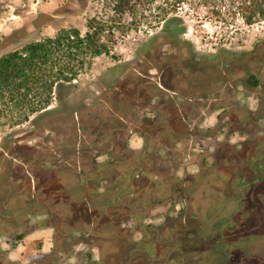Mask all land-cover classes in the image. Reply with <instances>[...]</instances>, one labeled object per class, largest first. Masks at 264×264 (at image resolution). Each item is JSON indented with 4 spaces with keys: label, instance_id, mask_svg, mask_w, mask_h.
I'll return each instance as SVG.
<instances>
[{
    "label": "flooded vegetation",
    "instance_id": "1",
    "mask_svg": "<svg viewBox=\"0 0 264 264\" xmlns=\"http://www.w3.org/2000/svg\"><path fill=\"white\" fill-rule=\"evenodd\" d=\"M160 56L171 58L165 70L158 60L145 63L134 70L124 85H115L109 99L89 100L80 109L65 107V100L60 99L57 109L49 107V111L37 116L54 114L66 119L34 126L10 141L7 151L1 153L0 149V250L4 245H11L10 249L20 246L18 249L24 250L29 235L46 229L52 231L48 248L44 249L38 234L34 247L25 254L20 251V257L10 259L6 252H1L0 264H144L145 260L150 264L161 261L191 264L198 249L197 262L201 264H264V97L256 98L261 102L255 108L248 106L249 98L244 100L243 88L235 85L245 76L251 89L260 87L258 80L264 81V48L239 55L242 62L235 66V71L223 67L222 63L210 71L192 66L190 54L162 52ZM228 106L235 109L230 111ZM236 109L241 124L252 127L262 121L263 125L257 130L253 149L247 150L249 176L231 190L236 209L221 221L228 232L226 249L235 255L223 262L219 257L224 251L220 227L212 232L198 229L197 239L194 238L197 234L185 232V225L169 226L165 223L167 217L159 214L176 202L191 201L185 175L181 183H176L175 178H159V169L167 170L168 176L174 169L155 163L160 157L158 145L151 150L134 149L128 141L133 134L142 133L141 128L150 126V122L154 126L158 117H173L185 123L184 136L190 142L195 138L203 140L204 130L200 126L205 117L216 112L218 122L222 114L231 115ZM166 126L169 131L172 123ZM172 134L177 133L174 130ZM202 147L205 148L204 143ZM186 157L190 159V155ZM144 164H151L150 168L143 171ZM141 178L147 179L146 184H138ZM63 181L71 188L67 185L61 193L48 192L54 182L62 184ZM102 184L113 192L106 199L108 205L114 204L117 208L121 205L117 203L124 202L122 209L112 208V211H125L135 219L134 232L138 237L133 243V258L129 254L126 258L115 257L118 246L109 247L108 239L103 238L105 248L96 237L109 231L105 225L95 223V201L102 196L95 187ZM73 186V192L63 193ZM154 214L162 217L163 223L144 225V217ZM112 228L116 232L123 227L119 224ZM181 232L186 233L185 237L176 235ZM129 243L120 245L124 255L130 253L126 252ZM185 245L187 251H184ZM154 247L157 249L153 252ZM193 248L195 251H190ZM150 252L153 257L146 259ZM208 254L214 255L211 261L207 260Z\"/></svg>",
    "mask_w": 264,
    "mask_h": 264
},
{
    "label": "rangeland",
    "instance_id": "2",
    "mask_svg": "<svg viewBox=\"0 0 264 264\" xmlns=\"http://www.w3.org/2000/svg\"><path fill=\"white\" fill-rule=\"evenodd\" d=\"M159 4L154 2L152 5L139 7L137 13L126 14L120 21H114L108 8L109 0H0V56L18 49L26 43L53 37L61 29L76 28L83 35L87 30L86 24L89 19H95L104 25L110 33L111 39L107 40L105 37L107 34L103 37L108 45L107 55L93 58L90 67L80 72L76 83L66 85L59 93L54 94L50 102V107H53V110L59 106L58 95L65 100V107L68 106L71 109H80L84 105L83 103H87L89 100L109 99L115 85H124L123 82L134 74V70L139 69L145 63L151 64L158 60L161 62L162 69L165 70L164 68L171 58L160 56L162 52L190 54V65L208 68V71L221 66V63L223 67L228 66L229 70L235 71V66H240L242 62V57L239 55L254 48H264V22L252 26H245L240 21L217 22L208 17L206 9L201 8L198 11H193L187 5H183L177 11L179 26L176 30L180 32L170 35L166 33L163 24L157 22L156 15ZM236 73L243 75L238 70ZM246 79L245 76H242L235 85L243 88L244 100L249 98L248 106L255 108L257 103L261 102L256 98L264 97V81L258 80L261 83L260 87L251 89L250 85L246 83ZM228 107H230V111L235 109L233 106ZM100 113H104L103 109L100 110ZM229 114L231 115L222 114L223 117L218 118V122L212 128L210 125L214 123L213 118L208 119L205 124H201L203 126H200V129L204 130L203 140L195 138L190 142L188 137L184 136L185 123L176 121L173 117H158V122L154 126H151L154 122H150V126L141 128L144 133H136L137 138L143 136L142 147L145 150H151L153 146L158 145L160 157L158 160L154 159L155 163H163L174 169L173 172L170 171V176H168L167 170L159 169L157 174L159 178H175L178 181L176 183H181L184 175L186 178V189L191 194V201L176 202L167 211L162 210L163 213L160 211L159 214L167 217L165 223L175 228L185 225V232L192 234H197L196 231L200 228L212 232L220 227L224 251L219 257L223 262L234 258L235 255L226 249L225 239L228 232L221 221L227 219L231 211L236 209V204L232 201L231 190L238 186L243 178L249 176L247 150L253 149L255 138L258 137L257 130H260L263 125L262 121L260 124L255 123L252 127L241 124L237 118L239 114L237 109ZM37 115L27 117V120L17 124H10L9 117H0L1 153L7 151V148L11 146L10 141L23 135L28 129L41 123L49 125L56 120L66 119V117H54V114L39 117ZM191 116L194 118L193 113ZM215 116L216 112H212L208 117ZM17 118L22 119L23 117H14V119ZM147 118L151 119V117ZM170 122L172 126L168 131L166 125ZM174 130L177 134L173 135ZM201 142L205 144L204 149ZM159 145L164 147L159 148ZM165 147H168V150ZM204 154L206 156L202 162ZM186 155H190V159H187ZM149 165L144 164L143 171L146 170L145 168L149 169ZM141 182L146 184L147 179L141 178L138 184ZM67 185L69 184L65 181L62 184L54 182L48 192L57 190L58 193H61ZM159 185L160 183H158ZM74 190L73 186L72 190L63 193H71ZM95 191L102 195L95 201L96 226L105 225V229H109L106 233L97 234L96 237L101 241L103 238H107L109 247L118 246L115 249V257L126 258L129 254V257L133 258L135 256L133 243L138 237L134 232L137 228L135 219H131L125 211H112V208L122 209L124 202L117 203V205L121 204L117 208L114 207V204L108 205L106 199L113 192L105 189L103 184L96 186ZM160 193L162 194L161 191ZM178 208H181L182 211L184 209L186 213L185 211L177 212ZM155 216L156 214L150 215L147 219L144 217V225H161L163 218ZM97 218H99L98 221ZM119 224L123 228L114 232L113 228L115 229V227L113 226L111 229V226ZM51 232L50 229H46L40 234L41 241L46 246L51 242ZM185 234L181 232L176 235L181 238L185 237ZM198 235L199 233L194 238L198 239ZM5 240V238H1V241ZM25 241L27 248L24 250L18 249L20 246L10 249L11 245H4L0 253L6 252V257L14 250L17 251V254L20 251L25 254L34 247L33 244L38 239L33 236L26 238ZM105 242V240L102 241V244L106 248ZM13 243L12 245H14ZM127 243L129 245L126 246V252L130 253L124 255L125 250L120 245ZM185 247L186 245L183 248ZM187 248L188 246L184 251H187ZM155 249L157 248L154 247L152 251L154 252ZM190 251L194 252L195 250L193 248ZM152 253L150 252L145 258L153 257ZM198 253L199 249L196 250V254L193 256L196 259L191 264H201L200 261L197 262ZM163 255L162 257L167 258L166 254ZM213 256L208 254L209 259L207 260L211 261ZM190 257L192 256L188 258L190 259ZM148 261L145 260L144 264H150ZM158 263L167 264L166 261Z\"/></svg>",
    "mask_w": 264,
    "mask_h": 264
},
{
    "label": "trees",
    "instance_id": "3",
    "mask_svg": "<svg viewBox=\"0 0 264 264\" xmlns=\"http://www.w3.org/2000/svg\"><path fill=\"white\" fill-rule=\"evenodd\" d=\"M154 2L160 3L157 22L170 35L180 32L176 30L177 11L183 5L193 11L204 8L217 22L240 21L245 26L264 22V0H109L108 8L112 20L120 21ZM86 28L83 35L76 28L61 29L53 37L26 43L0 56V117H9L10 124H17L47 111L55 93L76 83L93 58L107 55L103 37L107 34V40L111 39L104 25L89 19ZM57 99L63 97L58 95Z\"/></svg>",
    "mask_w": 264,
    "mask_h": 264
},
{
    "label": "crops",
    "instance_id": "4",
    "mask_svg": "<svg viewBox=\"0 0 264 264\" xmlns=\"http://www.w3.org/2000/svg\"><path fill=\"white\" fill-rule=\"evenodd\" d=\"M211 118H213L214 119V123L212 124V125H210L211 126V128L213 127V125L214 124H216V122H217V117H205L204 118V121H203V123L202 124H205V122L208 120V119H211ZM201 126H203V125H201ZM138 138H139V140H138ZM138 138H137V135L136 134H134V135H132L131 137H130V139H129V141H128V143H129V145L132 147V148H134V149H139V148H141L142 147V144H143V140H142V138L140 137V136H138ZM130 143H132V144H130ZM44 232V231H43ZM43 232H41V233H43ZM41 233H34V234H32V235H29V237L28 238H31V237H33L34 236V238H36L37 236H39L38 234H41ZM44 244V243H43ZM48 244V243H47ZM48 246H49V244L46 246V245H44V249H46V248H48ZM17 251H12L11 253H9L8 254V257L10 258V259H14V258H16V257H20V255L19 254H17L16 253ZM14 256V257H13Z\"/></svg>",
    "mask_w": 264,
    "mask_h": 264
},
{
    "label": "built area",
    "instance_id": "5",
    "mask_svg": "<svg viewBox=\"0 0 264 264\" xmlns=\"http://www.w3.org/2000/svg\"><path fill=\"white\" fill-rule=\"evenodd\" d=\"M75 82V81H74Z\"/></svg>",
    "mask_w": 264,
    "mask_h": 264
}]
</instances>
